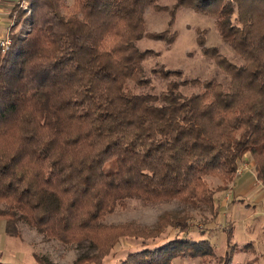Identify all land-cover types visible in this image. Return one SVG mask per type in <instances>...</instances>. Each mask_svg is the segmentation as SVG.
Returning a JSON list of instances; mask_svg holds the SVG:
<instances>
[{
    "label": "trees",
    "instance_id": "trees-1",
    "mask_svg": "<svg viewBox=\"0 0 264 264\" xmlns=\"http://www.w3.org/2000/svg\"><path fill=\"white\" fill-rule=\"evenodd\" d=\"M156 2L72 0L68 8L63 0H21L13 9L8 37L0 39V220L9 235L24 223L61 244L90 243L95 253L73 264H105L122 238L142 248L112 264H235V252L252 248L232 245L217 255L207 238L191 236L193 221L184 215L164 213L153 228L102 223L131 199L178 201L215 217L205 178L226 189L246 153L264 186V0L194 3L198 12L218 14L223 43L243 62L229 63L198 37L201 51L229 75L227 88L172 80L159 94L135 93L127 82L148 84L142 62L153 55L137 42L173 41L167 31H145L144 12ZM188 84L201 90L183 95ZM170 229L176 235L158 242Z\"/></svg>",
    "mask_w": 264,
    "mask_h": 264
},
{
    "label": "rangeland",
    "instance_id": "rangeland-1",
    "mask_svg": "<svg viewBox=\"0 0 264 264\" xmlns=\"http://www.w3.org/2000/svg\"><path fill=\"white\" fill-rule=\"evenodd\" d=\"M178 0H157V8L148 7L144 12L145 31L159 34L167 31V38L173 36L168 44L166 40H154L147 37L137 42L141 51L150 50L153 55L142 62V79H148V84L139 86L128 81V86L135 93L159 94L166 89L168 81L198 80L200 83L213 81L227 88L230 83L229 75L216 64V60L205 55L197 44L198 37H204L205 48H217L221 56L235 66L243 64L235 52L221 39L216 27L218 14L213 11L198 12L192 4H182L170 11ZM190 0L187 1V3ZM69 8L72 0H63ZM26 8V7H25ZM24 11H27V8ZM22 9V8H21ZM17 11L15 15L17 16ZM236 14L234 15V17ZM179 70V77L163 79L158 74L160 70ZM155 72V73H154ZM197 86L180 87L183 95L197 93ZM254 161L250 154H245L238 161L235 181L226 189L221 181L207 177V186L214 193V209L193 207L178 201L161 203H143L131 199L124 208L116 210L105 217L103 224L121 225L131 223L140 228H153L160 216L171 213L173 216H186L191 222L190 234L194 239L207 238L214 246L217 255H223L229 247L239 248L251 244L245 252H235V264L257 258V264H264V186L255 177ZM244 183V184H243ZM263 189V191H262ZM203 226V227H202ZM14 233L9 235L7 224L0 220V261L11 264H37L35 257L49 264H73L81 256L95 253L90 243L65 245L54 240L46 239L42 234L24 223H17ZM203 231V232H202ZM230 234V241L228 235ZM203 233V234H201ZM176 235L175 230H168L159 239L162 243ZM142 248L140 241L120 239L105 264H112L122 259L127 252ZM231 249V248H230ZM172 264H199L198 260L175 259Z\"/></svg>",
    "mask_w": 264,
    "mask_h": 264
},
{
    "label": "crops",
    "instance_id": "crops-1",
    "mask_svg": "<svg viewBox=\"0 0 264 264\" xmlns=\"http://www.w3.org/2000/svg\"><path fill=\"white\" fill-rule=\"evenodd\" d=\"M20 1L21 0H0V39L8 37V33L12 27V21L10 19L11 13Z\"/></svg>",
    "mask_w": 264,
    "mask_h": 264
},
{
    "label": "built area",
    "instance_id": "built-area-1",
    "mask_svg": "<svg viewBox=\"0 0 264 264\" xmlns=\"http://www.w3.org/2000/svg\"><path fill=\"white\" fill-rule=\"evenodd\" d=\"M8 45H9V41L7 39L1 42L2 47H7Z\"/></svg>",
    "mask_w": 264,
    "mask_h": 264
}]
</instances>
